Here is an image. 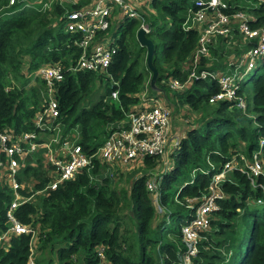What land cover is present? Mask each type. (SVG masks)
Segmentation results:
<instances>
[{
    "label": "trees",
    "instance_id": "16d2710c",
    "mask_svg": "<svg viewBox=\"0 0 264 264\" xmlns=\"http://www.w3.org/2000/svg\"><path fill=\"white\" fill-rule=\"evenodd\" d=\"M195 1L153 0L151 7H157L161 19L167 16L168 21L159 26L157 19L150 20L151 28L155 25L160 29L146 34L154 44L152 65L158 71L154 85L149 84V89L157 88L163 92L160 91L171 110V118H175L183 106L188 107L184 115L187 119H191L187 117L190 111L199 115L196 123H189L191 128L187 127L179 136L178 145L169 155L170 169L159 177V196L167 210L161 215L162 219H155L152 195L145 186L149 177L146 171L159 166L161 157H145L146 169L132 180L128 189H116L110 178L98 177L99 163H96L63 181L57 188L34 195L14 210L15 218L36 231V235L32 240L28 233L13 234L6 240L7 249L0 243V264H28L31 246L34 248L33 264L177 263L182 249L180 228L189 217V203L199 204L208 193L212 175L233 153L238 154L240 150L250 157L258 146V139L264 137V70L251 77L244 110L234 101L208 103V98L219 91L215 79L193 78L184 91L169 87L170 77L181 82L187 80L183 63L193 56L198 32L195 28L187 29L184 23ZM226 1L229 4L226 12L240 10L236 0ZM7 4L8 0H0V131L12 129L15 135L35 132L38 141L49 142L55 151L69 139L86 152L93 153L111 131L94 135L93 125L101 123L109 128L112 125V129L122 126L119 123L139 101L138 94L145 84L146 72L140 67V61L146 48L137 40L130 48L128 37L131 35L136 39L139 21L125 19L120 25L117 50L106 72H67L68 65L79 52L73 36L64 31L60 19L64 9L56 4L53 13L49 14V11L40 10V4ZM71 8L76 6L68 7V10ZM257 17L250 16L251 26L264 25V17ZM228 40L237 42L233 51L226 49ZM240 41L244 42V38L236 30L231 37L214 38L209 46L210 57L201 59L198 68L210 72L225 71L227 59L241 55L242 50L237 51ZM226 55L227 59H217ZM211 58L217 60L209 62ZM46 62L60 63L64 75L54 85L58 114L54 119L51 115L44 116L49 128L42 130L35 127L34 117L41 110L46 83L38 77L34 78V84L30 82L34 71ZM24 64H27L26 71L21 67ZM103 76L107 82L112 81V85L89 103L95 81ZM243 86L244 82L238 90L239 95ZM113 91L116 98L108 102L107 97H111ZM76 133L79 137H75ZM100 135L104 137L99 140ZM242 142H245L244 147ZM44 151L45 148H40L27 153L25 158L17 156L21 160L17 172V179L22 184L19 190L26 197L51 181L49 168L44 166ZM0 157L4 161L3 152ZM232 173L234 179L227 178L221 184L229 197L218 202L220 209H216L215 215L211 217L214 212L210 214V225L216 228L212 232L213 242L208 246L202 243L205 247L198 253L200 259H193L190 264L194 260L200 264H264V194L250 185L246 175L238 171ZM255 182L264 183V178L258 177ZM173 185L177 188L170 191ZM247 194L252 195L245 202ZM11 198V189L0 180V232L9 226L6 211ZM259 198L262 203L256 202ZM166 214L170 215L165 228ZM128 231L133 233L131 239ZM169 232L176 240L168 238ZM100 246L105 256L102 262L97 255ZM229 251L234 256L232 262L225 259V253Z\"/></svg>",
    "mask_w": 264,
    "mask_h": 264
},
{
    "label": "built area",
    "instance_id": "2783aa9c",
    "mask_svg": "<svg viewBox=\"0 0 264 264\" xmlns=\"http://www.w3.org/2000/svg\"><path fill=\"white\" fill-rule=\"evenodd\" d=\"M16 0H8L7 6H13ZM22 6L40 4V10L53 13L56 4L60 5L64 12L60 14L63 20L64 31L70 33L79 55L70 63L67 72L94 71L106 72L117 50V37L109 35L111 26L120 29L125 19H136L140 28L149 33L147 25H144V13L140 10L135 0H20ZM68 10V7H75ZM229 4L226 0H196L189 8L184 26L195 28L198 32L197 46L190 59L192 71L184 82L176 78H168L171 89L184 91L185 83L193 78L215 79L219 91L208 98L209 104L221 101H234L237 107L246 108L245 96L238 90L244 81L246 72L255 69L264 59V26H251L250 16L244 10L226 12ZM237 24L238 33L248 43L241 55H237L232 61L228 60L226 70L208 71L199 69L201 59L210 57L209 46L213 39L219 36L231 37L234 23ZM56 24V21L52 24ZM197 69V70H196ZM244 70V71H242ZM198 71V74H197ZM33 73L45 81L46 92L43 97L41 110L34 117V125L39 129L49 128L44 122V116L51 115L54 119L57 114V100L54 96L56 81L63 78V66L60 63H43ZM192 77V78H191ZM111 96L116 98V92ZM139 101L130 107L126 113L122 126L111 129L106 135L102 145L93 153L82 149L77 142L66 139L58 151H55L49 142L38 141L35 132L15 135L12 129L0 131V153L5 155L4 161L0 157V180L6 182L11 189L12 198L7 208L6 215L9 220L8 228L0 232V243L6 248V240L9 236L19 233L31 234L34 240L36 231L22 225L13 215L14 210L31 199L34 195L43 194L47 189H55L63 181L69 180L84 168H91L96 163L103 162L119 165L120 168L143 167L145 157L159 156L161 163L167 164L170 153L179 143L172 132V118L170 108L164 104V98L160 92L149 93L145 87L139 95ZM53 121V120H52ZM54 139L53 141H55ZM45 148L44 166L49 168L51 181L41 190H35L29 196L20 193L22 184L17 179L19 161L17 156H25L27 153ZM250 161H244L240 171L246 174L253 188L261 189L264 194V183H256V178H264V137L259 140V145L250 154ZM243 158V156H241ZM34 163V162H33ZM160 164V163H159ZM238 168L233 160L226 161L221 169L211 177L208 193L206 192L197 206L189 204V217L180 228L182 249L176 264H190L199 250L201 232L206 231L210 224V214L218 206V202L224 197L221 182L225 180L227 173ZM150 177L145 183L146 189L153 193L154 204L158 202V183ZM31 188L33 184L30 183ZM156 189V190H155ZM33 248L30 247L28 264H33ZM97 255L101 262L104 261L103 247L97 248Z\"/></svg>",
    "mask_w": 264,
    "mask_h": 264
},
{
    "label": "rangeland",
    "instance_id": "374dc122",
    "mask_svg": "<svg viewBox=\"0 0 264 264\" xmlns=\"http://www.w3.org/2000/svg\"><path fill=\"white\" fill-rule=\"evenodd\" d=\"M19 1L20 0H16V3H19ZM35 1H37V0H35ZM135 1H136V4L139 6L140 10L145 14L144 15V21L142 23L144 25H147L149 31H152L153 33L158 32L159 29H160L159 26H163L164 23H166V20L168 21V17L165 16L164 20L161 19L162 16H161L160 13H158V8L157 7L155 8L154 6L151 7V3L153 4V0H135ZM233 2L234 1H232V3ZM236 2L240 5L239 9H242V10L246 11L249 14V16H251V17L252 16H254V17L262 16V17H264V0H236ZM156 19L160 23L159 26L153 25L152 28H151L149 26V24L152 21H150V20H154L155 21ZM186 19L188 20L187 14H186ZM233 23L236 24V22H233ZM123 24H121V26ZM140 24L141 23H139V27L138 28H140ZM121 26H120V28H121ZM262 26H264V25H262ZM138 28H137V30H138ZM108 32H109L110 36L117 37L120 34V29H117V28L111 26ZM128 37H129V46L131 48V46H133V44L136 42L137 39H132L131 35H129ZM135 38H136V34H135ZM139 45H141V44H139ZM225 45H226V49L233 51L232 49H234L237 46V42L235 40H228L227 44H225ZM247 45H248L247 42L240 41L237 51H241L242 49H245L247 47ZM228 55L218 57L217 59L218 60L219 59L224 60L225 58L227 59ZM233 58L234 57H229L227 59V61L228 60L232 61ZM217 59H212L211 58V60L209 62L217 60ZM263 60L264 59H262L261 61H263ZM257 62H258V65L255 67V69L246 72V75H245L244 81H243L245 83V87L243 86V92H242L243 96H246V97L249 96L248 92H250V88H251V85H252V78L251 77L256 75L257 73H259L260 71L264 70V67L262 66V62H260V60H258ZM183 65L185 66V72L187 73V79H188V77H189V75H190V73L192 71L191 63H190V61L184 62ZM21 67H23V71H26L27 64H24ZM140 67L146 72V77H145L146 81H145V84L143 85V88L139 92V94L144 91L145 87H146V89H147V91L149 93L153 94V93H156V92H160V91H155V90L149 89V84H150V81H151L152 76H153V71H152V69L150 68V66L148 64L146 53L143 54L142 60L140 61ZM242 71H244V70H242ZM160 73H162V72H160ZM26 75H28V74H26ZM157 75H158V73H157ZM34 78L35 77L33 75V81H31L30 84H34L35 83ZM161 81H162V83L167 85V81L166 80L162 79ZM188 84H189V81H187L185 83V86H187ZM111 85H112V81L107 82L106 76H103V77H101V79L96 80L95 84H94V86L92 88V95L89 97L88 102L91 103V102H94L95 100H97L100 97V95L105 93L106 88L111 86ZM166 90H167V92L170 91L169 88H166ZM114 100H115V97H113V96L107 97V101L108 102H112ZM41 103H42V100H41ZM87 107H90V106H87ZM175 109H177V108L175 107ZM187 110H188V107L187 106H183V108L178 109V111H177L178 115H176L175 118L172 117V132H173V135L174 134H179L180 132L183 133L184 130L187 127L191 128L189 123L190 124L196 123V121L198 119V116H199L197 114L198 112H191L190 111V113L188 114L187 117H190L191 119H187L186 116H184L187 113ZM196 116H197V118H195ZM122 121L119 123V125H123ZM186 124H188V125H186ZM176 126H178L180 129L177 128ZM109 129H112V125H110V128H109V127H106L105 125H102L101 123H95L93 125V134L94 135H96V134L99 135L100 132H104L105 131V133H104V135H105L106 131L108 132ZM104 135H100L99 136V140L102 139L104 137ZM75 137H79V134L76 133ZM260 138L258 139V145H259ZM71 142H73V141H71ZM237 144H238V142H235V145H237ZM244 145H245V142H242V146L243 147H244ZM236 149L239 150L238 146H237ZM254 151L255 150H253L252 152H254ZM238 152H239L238 154L237 153H233L231 155V158L229 159V160H233L237 164L238 168L232 169L231 171L228 172V176H227V178H229L228 180H233L234 179V177H233L234 173H232L233 171H238L239 173H242L240 171L239 167H242V165L244 164V161H248V162L250 161L251 157L247 156L246 154H244L240 150ZM241 156H243V158H241ZM168 164H169V162H168ZM168 164L162 163L160 166H157L154 169L146 171V172H148V174H149L148 176H150V178L152 179L154 184H155V182L160 180L159 177L162 176L163 172H166L168 169H170ZM145 169H146L145 167H138V168H133V169L124 167V168L121 169L119 165H113V164L99 162L97 175H98V177L110 178L112 180L113 185H115L116 189H120V187H124L125 189H128L130 184H131V182H132V180L136 176H139L141 173H143ZM242 174H244V173H242ZM244 175H246V174H244ZM247 178H248V180L250 182V185L252 186L250 178L248 176H247ZM175 188H177L176 185H173L172 188L170 189V191L174 190ZM221 189H222V187H221ZM222 191L224 193V197L222 199H225L226 197L228 198L229 194H227L223 189H222ZM151 195H152V199H154L153 193H151ZM251 195L252 194L245 195L246 198L244 197L245 198L244 201L245 202L249 201V198H251ZM157 200H158V202H157L156 205L154 204V200H153V206L155 208V219L157 221L158 220L160 221L162 219L163 212H167V210H166V204L162 202V199H160V197H159ZM174 200L177 201L175 198H174ZM256 202L257 203H262L263 200L259 198V199L256 200ZM217 208L220 209V204H218ZM237 210L239 211V208H237ZM217 211L218 210H215L214 213H212L211 217L213 215H215V212H217ZM168 215H170V214H166L167 217L165 216L166 222H165V224H163L164 227H165V225H168V219H169ZM239 228H240V226L237 229H239ZM127 229L125 228V230H127ZM214 229H216V228L212 227L210 225L209 228L208 227L206 228V231L201 232L200 243H199V248H198L199 251H201V248L205 247L204 245H202V243H206V246H208L211 242H213L212 232H213ZM207 233H210V236H207ZM127 234H128V236H130V239H131L133 233L128 231ZM168 238L170 240H173V239L176 240V236L172 235V233H170V232L168 233ZM180 243H181V239H180ZM234 250H235L236 253H238L235 248H234ZM33 253H34V248H33ZM198 253L200 254V252H198ZM199 254L196 257L192 258V261H193V259L199 260L200 259ZM225 254H226L225 259L227 257L226 261L227 262H232L233 259H234L233 253L231 255V252L229 251V252H227ZM32 258H33V256H32ZM56 263L57 262H55L54 264H56ZM81 264H83V263H81ZM193 264H200V263H197V261L194 260ZM223 264H226V263H223Z\"/></svg>",
    "mask_w": 264,
    "mask_h": 264
},
{
    "label": "water",
    "instance_id": "95a60500",
    "mask_svg": "<svg viewBox=\"0 0 264 264\" xmlns=\"http://www.w3.org/2000/svg\"><path fill=\"white\" fill-rule=\"evenodd\" d=\"M136 39L141 44V46L146 48V55H147L148 64L153 71V76H152V79L150 81V85L153 86L154 82L157 78V73H158L157 70L152 65V57L154 54V44L149 38L146 37L145 31L143 28H139L137 30Z\"/></svg>",
    "mask_w": 264,
    "mask_h": 264
},
{
    "label": "crops",
    "instance_id": "0c3cea01",
    "mask_svg": "<svg viewBox=\"0 0 264 264\" xmlns=\"http://www.w3.org/2000/svg\"><path fill=\"white\" fill-rule=\"evenodd\" d=\"M234 28H235V30L237 31V24H235L234 25ZM235 30H234V32H235ZM238 33V32H237ZM244 42H246L245 40H244ZM243 50V49H242ZM232 55V54H231ZM234 55H236V54H234ZM152 90H155V91H161V90H157V88H153ZM162 92V91H161ZM163 93V92H162ZM164 101V104H166L167 106H168V104L166 103V101L165 100H163ZM177 128H179L178 126H176ZM180 129V128H179ZM181 132L179 133V134H174V136H175V138H179V136L181 137Z\"/></svg>",
    "mask_w": 264,
    "mask_h": 264
},
{
    "label": "clouds",
    "instance_id": "9594fccd",
    "mask_svg": "<svg viewBox=\"0 0 264 264\" xmlns=\"http://www.w3.org/2000/svg\"><path fill=\"white\" fill-rule=\"evenodd\" d=\"M240 10H242V9H240ZM234 25H235V24H234ZM256 27H257V26H256ZM138 29H139V28H138ZM234 30H235V29H233V31H234ZM237 32H238V31H237ZM161 164H162V163H161ZM161 164H160V165H161ZM167 164H168V163H167ZM160 165H159V166H160ZM222 166H223V165H222ZM222 166H221V167H222ZM143 167H144V166H143ZM221 167H220L219 169H221ZM218 171H219V170H218ZM215 173H216V172H215ZM227 176H228V173H227ZM227 176H226L225 179H227ZM149 177H150V176H149ZM222 182H223V181H222ZM222 182H221V184H222ZM158 183H159V182H158ZM221 184H220V186H221ZM158 186H159V184H158ZM175 198H176V197H175ZM209 226H210V224H209Z\"/></svg>",
    "mask_w": 264,
    "mask_h": 264
}]
</instances>
